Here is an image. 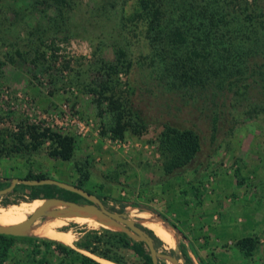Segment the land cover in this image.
Instances as JSON below:
<instances>
[{"label":"rangeland","instance_id":"obj_1","mask_svg":"<svg viewBox=\"0 0 264 264\" xmlns=\"http://www.w3.org/2000/svg\"><path fill=\"white\" fill-rule=\"evenodd\" d=\"M22 1L0 0V180L29 172L71 184L86 175L84 190L115 208L125 201L124 212L141 226L152 230L146 222L158 224V215L173 224L166 226L168 239L156 234L160 250L178 245L179 262L184 252L192 264H264V112L244 113L263 105L259 89L230 93L214 120L208 102L172 99L151 86L150 69L137 65L138 52L119 26L121 8L128 12L134 0H67L60 24ZM200 107L205 114L198 116ZM114 110L121 136L110 131ZM164 123L192 128L200 140L192 160L169 174L157 149ZM50 133L71 137L69 160L51 154ZM28 191L16 187L0 196V222L28 210L32 201L22 202ZM141 212L148 218L136 216ZM44 219L14 236L0 264H80L48 240L115 264L74 246L84 234L109 228L69 218L60 219L65 230L40 227L34 234ZM243 236L254 238L250 256L235 245ZM117 254L125 264H143L129 249Z\"/></svg>","mask_w":264,"mask_h":264},{"label":"trees","instance_id":"obj_2","mask_svg":"<svg viewBox=\"0 0 264 264\" xmlns=\"http://www.w3.org/2000/svg\"><path fill=\"white\" fill-rule=\"evenodd\" d=\"M25 1L31 9L36 10L39 6L46 13V20L57 24H60L64 16L63 6L70 5L67 0L22 2ZM123 1L126 0H121L120 5ZM263 4L264 1L256 3V0H134L128 12L121 8L119 26L125 33L126 41L128 40L132 48L138 52L137 65L141 66L144 63L145 67L150 69L149 73L152 76L150 74L148 77L152 79L151 86L156 85L172 99L178 94L183 101L199 98L204 104L208 102L213 106V119L216 120L215 112L228 103L224 102V99L230 93H245L250 85H254L264 96ZM52 10L55 15H47ZM144 48L145 53H142ZM119 54L122 56L124 53L120 50ZM148 91L153 94L151 87ZM262 112L264 103L262 106L244 111L247 115ZM202 113L205 114V110L200 107L196 114L200 116ZM111 115L110 131L121 136L123 132L121 115H117L115 110L111 111ZM197 115L195 117H198ZM48 137L54 143L51 154L58 155L62 160H69L72 156L71 137L55 133H50ZM23 138V134L19 132L16 141L21 144ZM39 143L35 142L32 146L36 147ZM13 148L18 150L19 146L14 144ZM199 148V135L192 128L164 123L157 136V149L162 158L161 168L165 174L190 162ZM83 177L71 184L82 188L86 175ZM21 178L47 177L27 172ZM6 185V182L0 180V188ZM16 187L29 189V200H23V203L33 201L31 200L33 198L53 196L72 201L82 199L78 194L55 185L16 184L12 190ZM126 205V202L122 201L118 208L113 205L108 207L110 210L124 211ZM158 216L166 221L163 216ZM167 223L176 228L170 222ZM65 225L64 221L58 219L52 221L51 225L42 227L55 231L63 229ZM137 226L142 228L151 237L153 245L159 248L161 240L158 235L138 223ZM13 238V235L0 234L1 255L12 245ZM47 243H53L62 256H76L80 264H101L61 242L48 240ZM96 244L99 246L96 247ZM235 245L244 255L250 256L255 241L251 236H243L235 241ZM74 246L115 264H125L117 251L129 249L142 260L143 264H152L143 242L134 241L125 233L116 230L102 228L99 232L84 234L81 239L74 242ZM182 257L184 264L193 263L184 252ZM162 262L163 260H159V264Z\"/></svg>","mask_w":264,"mask_h":264},{"label":"water","instance_id":"obj_3","mask_svg":"<svg viewBox=\"0 0 264 264\" xmlns=\"http://www.w3.org/2000/svg\"><path fill=\"white\" fill-rule=\"evenodd\" d=\"M5 182L7 185L0 188V196L9 193L16 184L27 186L49 184L78 194L85 203L65 200L56 196L41 198L42 202L22 221L12 225H0V234L23 235L40 217H88L100 223L102 227H109V229L123 232L130 239L143 242L148 250L152 264H159V260H165L171 264H184L183 259L179 262L180 254L177 244L174 245L171 253L155 247L151 237L142 228L137 226L135 219L129 217L124 211L108 209L102 202V199L93 193L87 192L73 184L48 177L41 179L11 177L5 179ZM155 217L162 222L163 226H170L159 216Z\"/></svg>","mask_w":264,"mask_h":264},{"label":"bare ground","instance_id":"obj_4","mask_svg":"<svg viewBox=\"0 0 264 264\" xmlns=\"http://www.w3.org/2000/svg\"><path fill=\"white\" fill-rule=\"evenodd\" d=\"M41 202L42 201L40 199H36V200L33 199V201L28 206L29 207L28 210L23 211V212H20L12 221H1L0 222V225H12V224H16V223L22 221ZM136 216L147 219L149 215L147 213L141 212V213L136 214ZM69 218H79L83 222H85L86 224H89V225H92V226H101L100 223H98V222H96L93 219L88 218V217H57L56 218V217H48L47 216V217H45V219L42 222L38 223L36 226H34L32 228V232L35 234L36 229H38V228L46 225L49 222H52V221H55V220H58V219H69ZM153 221L154 220L151 219L150 221H147L146 223H148V224L150 223V226L152 227V230L155 233L159 234L163 238L168 239V237H169V231L167 230V227L163 226L160 223V221H159L160 224L159 223L158 224H155V223H153ZM107 228H109V227H107Z\"/></svg>","mask_w":264,"mask_h":264},{"label":"flooded vegetation","instance_id":"obj_5","mask_svg":"<svg viewBox=\"0 0 264 264\" xmlns=\"http://www.w3.org/2000/svg\"><path fill=\"white\" fill-rule=\"evenodd\" d=\"M76 202H78V203H85V201L83 199H77ZM105 206L109 209L108 205L105 204Z\"/></svg>","mask_w":264,"mask_h":264}]
</instances>
